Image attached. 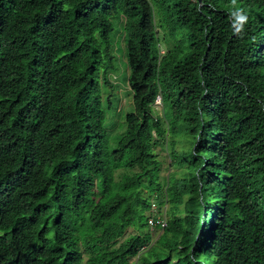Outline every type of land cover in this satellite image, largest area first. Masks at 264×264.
I'll list each match as a JSON object with an SVG mask.
<instances>
[{
	"label": "trees",
	"instance_id": "trees-1",
	"mask_svg": "<svg viewBox=\"0 0 264 264\" xmlns=\"http://www.w3.org/2000/svg\"><path fill=\"white\" fill-rule=\"evenodd\" d=\"M238 6L242 37L231 0H0V264H264V0Z\"/></svg>",
	"mask_w": 264,
	"mask_h": 264
},
{
	"label": "rangeland",
	"instance_id": "rangeland-1",
	"mask_svg": "<svg viewBox=\"0 0 264 264\" xmlns=\"http://www.w3.org/2000/svg\"><path fill=\"white\" fill-rule=\"evenodd\" d=\"M113 34V47H114V55H115V67L111 70L109 77L111 80V86L108 84H104L101 81V93L103 98V105L106 111V126L110 130L114 129L112 136H115L119 132L123 131L125 128L123 119L119 117L118 123L116 126L117 118L119 115L124 116L134 109L133 103V94L129 85V74L130 69L127 64L126 58V42H125V33L124 30L122 32ZM160 105V104H159ZM161 107V105H160ZM121 119V120H120ZM156 151L160 153V157L165 164V162H169L170 158L168 157V151L162 150L159 147L156 148ZM167 173V172H166ZM168 208L169 204H155L152 205V212L156 214V217L159 216L161 220L166 216H168ZM161 209V211H160ZM136 233L134 227L130 226L127 229V233L133 232ZM151 231L153 232V238L156 239L161 232V228L157 229L154 226L151 227ZM137 257L131 258V262H135Z\"/></svg>",
	"mask_w": 264,
	"mask_h": 264
},
{
	"label": "clouds",
	"instance_id": "clouds-1",
	"mask_svg": "<svg viewBox=\"0 0 264 264\" xmlns=\"http://www.w3.org/2000/svg\"><path fill=\"white\" fill-rule=\"evenodd\" d=\"M231 5L233 6V10L230 13L232 28L236 35L242 37L244 34V26L248 23V16L245 9L242 6H238V0H231ZM154 203L152 202V205Z\"/></svg>",
	"mask_w": 264,
	"mask_h": 264
},
{
	"label": "built area",
	"instance_id": "built-area-1",
	"mask_svg": "<svg viewBox=\"0 0 264 264\" xmlns=\"http://www.w3.org/2000/svg\"><path fill=\"white\" fill-rule=\"evenodd\" d=\"M161 103V100H160V98H157V100H156V104L157 105H159ZM153 206H154V204H153ZM162 224H163V226H165L166 225V222H165V220H162Z\"/></svg>",
	"mask_w": 264,
	"mask_h": 264
},
{
	"label": "water",
	"instance_id": "water-1",
	"mask_svg": "<svg viewBox=\"0 0 264 264\" xmlns=\"http://www.w3.org/2000/svg\"><path fill=\"white\" fill-rule=\"evenodd\" d=\"M203 0H199L200 4L202 3Z\"/></svg>",
	"mask_w": 264,
	"mask_h": 264
},
{
	"label": "bare ground",
	"instance_id": "bare-ground-1",
	"mask_svg": "<svg viewBox=\"0 0 264 264\" xmlns=\"http://www.w3.org/2000/svg\"><path fill=\"white\" fill-rule=\"evenodd\" d=\"M161 98V97H160ZM161 100V99H160Z\"/></svg>",
	"mask_w": 264,
	"mask_h": 264
}]
</instances>
